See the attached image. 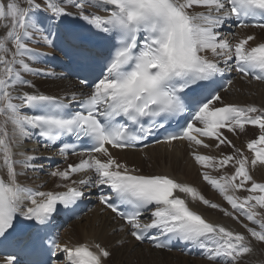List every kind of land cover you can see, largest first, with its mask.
I'll use <instances>...</instances> for the list:
<instances>
[{
	"label": "snow or ice",
	"instance_id": "obj_1",
	"mask_svg": "<svg viewBox=\"0 0 264 264\" xmlns=\"http://www.w3.org/2000/svg\"><path fill=\"white\" fill-rule=\"evenodd\" d=\"M69 6L90 26L89 31L104 34L99 39L105 51L90 91L83 98L73 93L59 100L28 92L14 96L22 86L35 87L21 75L33 71L24 58L32 52L28 43L40 32L34 14L50 13L49 21L60 23L72 15ZM87 8L107 14L86 13ZM233 26L264 33V0H43V7L37 0H0V29L4 30L0 35V237L7 239L12 234L18 216L34 221L27 227L36 233L46 232L58 205L65 209L77 205L85 197L82 187H106L109 192L101 191L99 203L124 221L127 234L136 241L149 239L154 248L169 249L175 240L200 249L209 264H245V255L253 252L251 240L206 221L175 193L193 200L198 197L207 207L218 205L167 175L130 169L111 151L135 148L160 130L168 133L174 118L187 113L180 132L156 142L172 146L176 140L187 141L195 149L211 147L205 143L208 139L217 141V148L232 147L236 155L219 159L195 150L192 155L204 169L234 167L231 175L214 178L203 172L202 176L234 212L258 225L259 230L245 227L252 239L264 244V212L257 211L264 210V183L255 182L249 171V165H264V109L225 104L216 90L220 86L216 78L231 72L264 83V42L253 46L257 37L247 35L233 44L225 34ZM50 35L43 36L47 44H51ZM227 35L236 33L229 30ZM80 82L88 84V76ZM226 83L231 84V79ZM65 99L78 110L69 111ZM23 108L37 114L23 113ZM246 125L259 133L247 143L254 154L251 160L223 132H244ZM29 129L37 130L46 147L57 146L65 158L69 153L87 157L62 171L50 172L51 177L71 181L57 185L65 191L33 190L20 183L17 165L21 169L36 167L34 155L20 153L24 158L14 159V148L31 135ZM64 137H74L87 147L77 153ZM80 173L87 175L72 179ZM249 182L251 186L246 187ZM240 190L249 195L229 194ZM146 212H150V222L142 223ZM225 215L232 213L225 211ZM45 239L54 250L52 256L63 253L62 259L57 257L51 264H107L112 255L98 242L70 245L44 236L39 240L41 246ZM5 264H18L16 256L5 257Z\"/></svg>",
	"mask_w": 264,
	"mask_h": 264
},
{
	"label": "bare ground",
	"instance_id": "obj_2",
	"mask_svg": "<svg viewBox=\"0 0 264 264\" xmlns=\"http://www.w3.org/2000/svg\"><path fill=\"white\" fill-rule=\"evenodd\" d=\"M43 4V0H37ZM74 9L72 7H68L67 10ZM199 10V9H197ZM91 13L96 12V9L91 8ZM103 11H99L97 13H102ZM58 24V23H57ZM54 29L57 28V25L53 27ZM250 30L251 34L245 33L247 35H255L257 37L256 41L251 42L253 46L255 43L264 42V33L261 30H253V29H239L236 32V36L234 38L235 43L243 38L241 31ZM3 29H0V35L3 34ZM51 31H45V33H49ZM58 32V31H55ZM54 32V34H55ZM42 33V31L37 32L34 37L36 38L38 35ZM43 34L40 36L42 37ZM31 40L35 41V38ZM43 39V37H42ZM46 50V49H44ZM2 55V53H0ZM210 55V54H209ZM38 56L36 52L31 53V55L25 58V62L32 67L31 63L33 59ZM32 59V61H31ZM34 66V65H33ZM37 67V66H36ZM34 67L35 71H38L41 67ZM42 70V69H40ZM39 70V71H40ZM34 71V72H35ZM33 72V71H32ZM30 74V73H29ZM38 75V74H35ZM43 73L41 79L31 77L33 81L30 83L35 85L33 88H28L27 86H22L18 88V90L13 92V95H23V93L28 92L30 94H43L49 95L53 97H60L63 94H71L73 91H77V86L66 79H61L56 77L55 79H50L47 76H44ZM49 76V75H48ZM247 85H250L247 87ZM235 86L232 89H237L234 92H238L237 94L230 95L229 92L231 91L230 88L221 94L224 103L226 104H247L252 105L255 107H259L264 109V84H249L247 82H241L236 80L233 84ZM232 86V87H233ZM239 90H238V88ZM244 90V91H243ZM245 93L248 94V97H245ZM253 93L255 95H253ZM229 96V97H228ZM14 102L19 103V100H15ZM25 113L24 108L21 110ZM2 119V118H0ZM9 131H11V126L9 125ZM238 133L240 135H238ZM255 133V129L251 127H247L244 132H240L237 130L235 134L231 132L225 133V136L231 140L232 144L234 143L238 145V139L234 137L240 136L242 139H248L247 137H252ZM258 129H257V133ZM233 136V137H232ZM247 142V141H245ZM205 143L211 145L209 148H195L193 146L183 145L182 142H178L173 144L171 147H167L164 145L156 146L142 152H137L135 154L131 152H118L112 151L113 155L118 158L121 163L127 164L128 167H135L137 169H142L144 172H147L148 175H167L170 178L177 180L178 183L185 184L187 186L192 187L196 190L199 195H202L205 199H207L211 204H216L219 208H211L205 206L202 202L197 199L193 200L191 196L183 194V193H175L176 195L180 196L181 198L185 199L188 206L199 213H201L208 222L223 226L226 229L240 233L246 236L247 239L251 240L253 246V252L250 254H246L244 257L245 264H264V244L256 242L254 239L251 238L250 234L247 232V228L255 227L259 230L258 225H254L252 222L248 221L244 216L234 212L231 206L221 197L218 191L214 190L213 188L208 187V183L204 181L202 173L208 172L212 177L219 178L221 175H231L234 171H230L233 167L231 164L220 171H213L212 169H204L200 165H198L192 155L193 151H197L199 154L202 155H209L216 157L225 156L226 153L221 149L229 150V146L221 145L217 151L212 149L215 140H208L205 139ZM236 145L235 148H236ZM244 147V146H243ZM240 148V147H239ZM230 150H233L231 155H236L234 149L230 147ZM219 151V152H218ZM14 152L16 155L14 159L21 160L24 157L20 155V153H24L25 155H34L37 157L40 154L39 148L36 147L32 136L30 135L28 138L24 139L19 146L14 148ZM217 153V154H216ZM250 153V154H249ZM244 156L248 157L249 160L253 158L251 152L244 151ZM99 155V154H98ZM193 156V155H192ZM35 159L32 161L35 168H28V169H21L19 165H17V171L21 173L20 176V183L24 186L32 188L33 190L39 191H55L57 187V180L54 177H42L39 175L38 172V165L40 168H43V165ZM101 159H106L101 157ZM38 164V165H37ZM42 166V167H41ZM147 166V167H146ZM182 167V170L180 169ZM250 175L252 176L253 180L257 183H264V165H257L255 168H252L249 165ZM239 181H237L238 183ZM248 187L251 186V182L247 184ZM230 195H235L238 197H246L249 195L247 191L240 190L236 192H230ZM259 195V193H257ZM223 209L224 211H221ZM225 211L228 213H232V215H225ZM257 211L264 212V210L257 209ZM236 217L235 219L233 217ZM85 222L80 224V222H76L70 224V226L65 229L62 233V241L61 243H68V244H79L85 242H98L103 247H106L111 253V257L108 260L107 264H209L207 259L198 260L194 259L190 261V258L180 256V254L174 252H162L150 249L147 245H139L133 242L127 236V229L125 232L119 231L122 227L121 224L118 222H114L112 217L100 211L99 208H96L92 211L89 215L85 216ZM82 218L81 220H83ZM259 219V217H258ZM150 220H146L149 222ZM75 225V226H74ZM71 227V228H70ZM129 240L128 243L134 248H140V250L131 253L128 248L122 247L124 240ZM126 242V241H125ZM128 244V245H129ZM129 247V246H128ZM135 250V249H134ZM156 254H160L161 257H153V255L157 256ZM164 257V258H163ZM167 257V258H165ZM5 263V260H2Z\"/></svg>",
	"mask_w": 264,
	"mask_h": 264
},
{
	"label": "rangeland",
	"instance_id": "obj_3",
	"mask_svg": "<svg viewBox=\"0 0 264 264\" xmlns=\"http://www.w3.org/2000/svg\"><path fill=\"white\" fill-rule=\"evenodd\" d=\"M42 7H43V4H42ZM45 32V31H44ZM34 37V36H33ZM35 38V37H34ZM36 39V38H35ZM41 40L43 41V39H42V37H41V39H40V41H39V39H36L35 41H33V40H31L29 43H28V46L31 48V47H33V49H35V50H40V49H47L42 43H41ZM42 44V45H41ZM25 59V58H24ZM33 60H35V59H33ZM31 61H32V59H31ZM32 65V69H33V72L32 73H21V75H22V78L24 79V80H26V81H29V82H31V81H33V79L31 78V77H33V78H35L37 75H35V74H38V71H35V69H34V67H36L37 65L35 64V63H31ZM34 65V66H33ZM38 67V66H37ZM36 67V68H37ZM35 71V72H34ZM40 72V71H39ZM42 72V71H41ZM43 74V73H42ZM42 77V76H41ZM41 77H37V78H39V79H41ZM250 85H247V87H249ZM238 88V87H237ZM238 90H239V88H238ZM244 91V90H243ZM239 92V91H238ZM237 92V93H238ZM236 92H234V93H230V95L229 96H231V95H234V94H237ZM253 95H255L254 93H253ZM228 96V97H229ZM245 97H248V94L247 93H245ZM252 128V127H251ZM255 129V133H254V135L252 136V137H255V138H257V136H258V134H256L257 133V129L256 128H254ZM233 137V136H232ZM235 139H237V138H241L240 136H237V137H234ZM243 138V137H242ZM241 138V141H244V139H242ZM247 138H251V136L250 137H247ZM246 143H248V142H244L243 144H241V145H236L235 143H234V145H236V149H240L241 150V152L243 153L245 150L247 151V144ZM246 144V145H245ZM244 146V147H243ZM240 147V148H239ZM222 151H225V153H227V151L229 152V153H232L233 152V150H230V146H229V150H226V149H221ZM249 152V151H248ZM250 154V153H249ZM231 155V154H230ZM251 155H254L253 153H251ZM147 167V166H146ZM181 170H182V167L180 168ZM230 171H235V169H234V167H232L231 169H230ZM208 187H210V188H212L209 184H208ZM246 187H248L247 185H246ZM218 195H220V193L218 194ZM221 196V195H220ZM221 197H223V196H221ZM85 219H86V217L83 219V220H81V222H80V224L82 223H84L85 222ZM75 226V225H74ZM71 228V227H70ZM61 241H62V237H61ZM129 243H128V241H126L125 242V240H124V243L123 244H121V245H123L122 247H125V248H128V249H132L131 251H133V252H131V253H134V252H136V251H138V250H140V248H134V247H132L130 244L128 245ZM129 246V247H128ZM135 249V250H134ZM157 256H155V255H153V257H161L160 256V254L158 255V254H156ZM181 256V255H180ZM164 258V257H163ZM165 258H167V257H165ZM191 260H194V259H190V263H191ZM199 260V259H198Z\"/></svg>",
	"mask_w": 264,
	"mask_h": 264
}]
</instances>
